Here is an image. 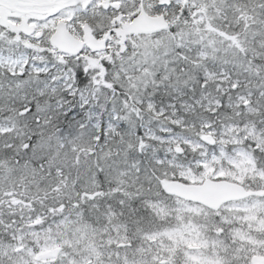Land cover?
Returning a JSON list of instances; mask_svg holds the SVG:
<instances>
[{"label": "snow or ice", "instance_id": "6c2138e0", "mask_svg": "<svg viewBox=\"0 0 264 264\" xmlns=\"http://www.w3.org/2000/svg\"><path fill=\"white\" fill-rule=\"evenodd\" d=\"M0 264H264V0H0Z\"/></svg>", "mask_w": 264, "mask_h": 264}]
</instances>
